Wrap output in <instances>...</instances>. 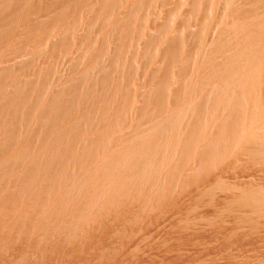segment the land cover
Listing matches in <instances>:
<instances>
[{
    "label": "rangeland",
    "instance_id": "rangeland-1",
    "mask_svg": "<svg viewBox=\"0 0 264 264\" xmlns=\"http://www.w3.org/2000/svg\"><path fill=\"white\" fill-rule=\"evenodd\" d=\"M262 7L0 0V264H264Z\"/></svg>",
    "mask_w": 264,
    "mask_h": 264
},
{
    "label": "bare ground",
    "instance_id": "bare-ground-1",
    "mask_svg": "<svg viewBox=\"0 0 264 264\" xmlns=\"http://www.w3.org/2000/svg\"><path fill=\"white\" fill-rule=\"evenodd\" d=\"M262 8H263V7H262ZM263 9H264V8H263ZM240 13H242V12L240 11ZM245 13H246V12H245ZM246 14H247V13H246ZM233 15H234V14H233ZM239 15H240V14H239ZM258 15H259V14H258ZM262 15H263V14H262ZM236 16H237V15H236ZM246 16H247V15H246ZM260 17H261V15H260ZM262 17H263V16H262ZM238 18H239V17H238ZM249 18H250V17H249ZM257 18H258V17H257ZM258 19H259V18H258ZM262 19H264V18H261L260 20H262ZM246 20H247V19H246ZM250 20H251V19H250ZM255 20H256V18H255ZM225 21H226V20H225ZM251 21H253V20H251ZM258 21H259V20H258ZM235 22H236V21H235ZM238 22H239V21H238ZM244 22H245V21H244ZM249 23H250V21H249ZM252 23H253V22H252ZM256 23H258V22L256 21ZM261 23H262V22H261ZM227 24H228V23H227ZM242 24H243V23H242ZM242 24H241V25H242ZM247 24H248V23H247ZM250 24H251V23H250ZM262 24H263V26H264V23H262ZM262 24H261V26H262ZM241 25H239V26L241 27ZM243 25H244V24H243ZM252 25H253V24H252ZM255 25H257V24H255ZM246 26H248V25H246ZM249 26H250V25H249ZM253 26H254V25H253ZM240 27H239V28H240ZM232 29H233V28H232ZM246 29H247V28H246ZM250 29H251V28H250ZM252 29H254V28H252ZM260 29H261V28H260ZM242 31H243V29H242ZM250 31H253V30H250ZM262 31H264V30H262ZM239 32H240V31H239ZM242 33H243V32H242ZM252 34H253V33H252ZM261 34H262V33H261ZM243 36H244V35H243ZM252 36H253V35H252ZM252 36H251V37H252ZM260 37H262V36H260ZM248 38H249V37H248ZM243 39H244V38H243ZM259 39H260V38H259ZM254 40H255V39H254ZM261 41H262V40H261ZM258 42H259V41H258ZM239 43H241V42H239ZM244 44H245V43H244ZM252 44H253V43H252ZM257 44H258V43H257ZM259 44H260V43H259ZM263 44H264V43H263ZM254 45H255V44H254ZM238 46H240V45H238ZM251 46H252V45H251ZM256 46H257V45H256ZM236 48H237V47H236ZM247 48H250V47L247 46ZM254 48H255V47H254ZM257 48H258V47H257ZM261 48H262V47H261ZM241 49H242V48H241ZM245 49H246V48H245ZM255 49H256V48H255ZM247 50H248V49H247ZM240 53H241V52H240ZM245 53L247 54V52H245ZM239 57H240V56H239ZM251 60H252V59H250V61H251ZM259 60H260V59H259ZM255 66H256V65H255ZM250 67H251V66H250ZM263 69H264V68H263ZM258 70H260V69H258ZM258 70H257V71H258ZM261 70H262V69H261ZM235 71H236V70H235ZM238 72H239V71H238ZM243 72H244V71H243ZM260 72H261V71H260ZM254 74H255V73H254ZM242 75H243V74H242ZM259 75H260V74H259ZM263 75H264V74H263ZM233 76H234V75H233ZM247 76H248V75H247ZM231 79H232V78H231ZM240 79H241V78H240ZM240 79H239V80H240ZM244 79H245V78H244ZM260 79H261V78H260ZM242 80H243V78H242ZM251 80H252V79H251ZM255 80H256V79H255ZM258 80H259V79H258ZM233 81H234V80H233ZM235 81H236V80H235ZM237 81H238V80H237ZM259 82H260V80H259ZM247 83H248V82H247ZM253 83H254V82H253ZM255 83H256V82H255ZM257 83H258V82H257ZM249 84H250V83H249ZM258 84H259V83H258ZM240 85H241V84H240ZM262 85H263V84H262ZM255 86H256V85H255ZM239 87H241V86H239ZM248 88H249V87H248ZM251 88H252V87H251ZM236 89H237V88H236ZM239 89H240V88H239ZM253 89H254V88H253ZM253 89H252V90H253ZM256 89H257V88H256ZM242 90H243V89H242ZM256 91H257V90H256ZM256 91H255V92H256ZM253 92H254V91H253ZM257 94H258V93H257ZM261 96H262V95H261ZM251 99H252V98H251ZM255 99H257V98H255ZM255 99H254V100H255ZM258 99H259V98H258ZM262 102H264V101L262 100ZM255 104H256V102H255ZM259 106H260V104H259ZM262 109H264V108H262ZM262 109H261V110H262ZM258 111H259V110H258ZM259 112H260V111H259ZM259 112H258V113H259ZM259 118H261V117L259 116ZM254 119L257 120L255 117H254ZM260 120H261V119H260ZM262 121H264V120H262ZM262 121H261V122H262ZM256 122H259V121H256ZM260 124H261V123H260ZM263 125H264V124H263ZM260 127H261V126H260ZM251 128H252V127H251Z\"/></svg>",
    "mask_w": 264,
    "mask_h": 264
}]
</instances>
